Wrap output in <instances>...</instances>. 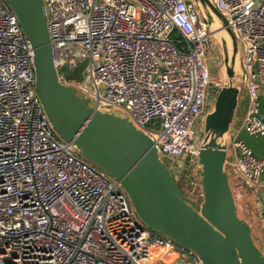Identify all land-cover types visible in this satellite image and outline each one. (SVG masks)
I'll return each mask as SVG.
<instances>
[{
	"label": "built area",
	"instance_id": "2783aa9c",
	"mask_svg": "<svg viewBox=\"0 0 264 264\" xmlns=\"http://www.w3.org/2000/svg\"><path fill=\"white\" fill-rule=\"evenodd\" d=\"M209 1L242 49L238 98L246 109L236 129L263 136L264 0ZM43 3L59 81L100 111L122 109L159 158L170 160L167 169L199 211L205 191L198 154L209 134L200 136L198 128L212 89L210 10L198 0ZM64 67L81 69V77L66 78ZM232 132L220 141L224 169L259 186L264 158ZM0 264H205L147 227L120 182L56 134L37 95L32 47L6 0H0Z\"/></svg>",
	"mask_w": 264,
	"mask_h": 264
},
{
	"label": "water",
	"instance_id": "95a60500",
	"mask_svg": "<svg viewBox=\"0 0 264 264\" xmlns=\"http://www.w3.org/2000/svg\"><path fill=\"white\" fill-rule=\"evenodd\" d=\"M225 26L209 0H198ZM16 14L33 50L35 86L56 134L72 142L92 164L119 181L139 219L150 229L196 252L205 264H264L250 225L236 212L224 169L225 146L219 139L228 131L238 101V88L222 87L214 108L206 115L208 138L198 158L205 201L198 206L187 199L159 158L149 138L126 117L100 111L58 79L49 44L43 0H6ZM233 54L237 42L228 28ZM226 73L234 77V60L224 58ZM192 206H191V205Z\"/></svg>",
	"mask_w": 264,
	"mask_h": 264
},
{
	"label": "crops",
	"instance_id": "0c3cea01",
	"mask_svg": "<svg viewBox=\"0 0 264 264\" xmlns=\"http://www.w3.org/2000/svg\"><path fill=\"white\" fill-rule=\"evenodd\" d=\"M243 106L237 116L240 125L246 109V100L243 98ZM260 113L264 117V89L260 91L259 97ZM233 128L232 134L239 140L245 142L259 157L264 158V135L250 136L243 130ZM229 152L233 153V148L229 147ZM229 184L235 200L237 215L245 220L251 228V236L264 255V171L261 173V183L259 186L250 187L243 183L233 173H228Z\"/></svg>",
	"mask_w": 264,
	"mask_h": 264
},
{
	"label": "rangeland",
	"instance_id": "374dc122",
	"mask_svg": "<svg viewBox=\"0 0 264 264\" xmlns=\"http://www.w3.org/2000/svg\"><path fill=\"white\" fill-rule=\"evenodd\" d=\"M204 9H205V11L207 13V10H206L205 7H204ZM212 16H216V15L210 10V17L212 18ZM227 39H228V37H227ZM228 42H229V40H228ZM230 43L231 42H229V44ZM228 52H231L230 54L232 55V52H233L232 51V43L230 45V51H229L228 48L226 46H224L223 43L221 44L219 41H217V38H215L214 35H213L212 36V45L208 49L209 58L207 59L208 65H209L210 70H211V77H212L211 99L209 100V105L207 107V111H209V112H211L213 110L215 99H216V96H217V91H219L222 87L232 84V85L236 86L237 88L240 87V89H241L240 68H238V67H239V63H240V60H241L242 49H241L240 46L237 45V52H236L237 55L235 57L236 60H237V63H238L237 64V71L235 72V70H234V77L232 79H229V77H228V75L226 73V65L224 63V58L226 56L228 57ZM85 63L86 62L84 61L81 64V67ZM59 72L61 74H63L66 78L79 79L81 77V69L69 70L66 67H64V68H61L59 70ZM243 105H244L243 104V99L241 98V95H240V98H238V101H237V107L235 109L233 120H232V122H231V124L229 126L228 131L224 134L225 136L223 135L224 137H223L222 141L228 142V136L231 135L230 134L231 133L230 129L233 130V128H235V125L239 126L238 120H237V116L239 114L240 108ZM102 111L111 112V113H113L115 115H118V116H121V117H125L126 116L124 111L122 109H120V108L119 109H109L108 107H104V109H102ZM204 131H205V120L201 121L200 128H198V134L200 136H203L204 135ZM160 159L162 160V162L166 166H168L170 164V160L165 159L162 155H160ZM226 172H227V169H226ZM190 173H192V171Z\"/></svg>",
	"mask_w": 264,
	"mask_h": 264
},
{
	"label": "bare ground",
	"instance_id": "6f19581e",
	"mask_svg": "<svg viewBox=\"0 0 264 264\" xmlns=\"http://www.w3.org/2000/svg\"><path fill=\"white\" fill-rule=\"evenodd\" d=\"M221 24L222 23L220 22V20L216 16H212L211 21H210V29H211V32L213 33L214 37L217 38V41H219L221 44L223 43L224 46H226L228 48V50L230 51V45H231V43L229 44V42H231V38H230L228 32L226 31V29ZM226 36L228 37V39H227ZM228 40H229V42H228ZM230 53L231 52H228L229 63H231V61L234 60L233 68H234V70L236 72L237 71V64L238 63H237V60H236L235 57H236L237 54H233V52H232V55H231ZM238 68H240V67H238ZM229 79H231V78H229ZM224 136H222L219 139V141H222V139H223Z\"/></svg>",
	"mask_w": 264,
	"mask_h": 264
}]
</instances>
